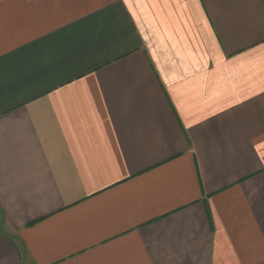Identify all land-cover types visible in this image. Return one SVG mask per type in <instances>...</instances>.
<instances>
[{
    "label": "crops",
    "instance_id": "obj_1",
    "mask_svg": "<svg viewBox=\"0 0 264 264\" xmlns=\"http://www.w3.org/2000/svg\"><path fill=\"white\" fill-rule=\"evenodd\" d=\"M0 264H264V0H0Z\"/></svg>",
    "mask_w": 264,
    "mask_h": 264
}]
</instances>
